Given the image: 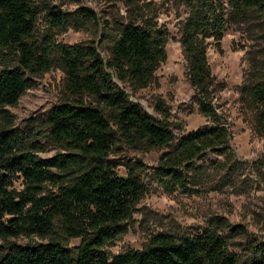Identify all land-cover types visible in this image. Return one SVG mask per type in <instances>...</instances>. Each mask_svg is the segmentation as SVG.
<instances>
[{
	"label": "trees",
	"instance_id": "1",
	"mask_svg": "<svg viewBox=\"0 0 264 264\" xmlns=\"http://www.w3.org/2000/svg\"><path fill=\"white\" fill-rule=\"evenodd\" d=\"M264 12V0H189L180 44L186 76L198 111L209 118L175 137L170 114L160 101L155 115L130 99L125 90L147 87L166 59L168 32L151 24L119 22L107 56L91 43L62 44L36 37L40 14L50 28L64 29L67 14L44 0H0V264H264V239L249 237L238 224L216 222L191 235L157 233L141 249L110 255L104 245L122 233L145 187L140 161L110 158L119 143L170 148L160 154L153 172L165 187L186 188L196 161L208 153L231 152L229 130L219 121L212 100L218 83L207 61L212 44L221 50L226 7ZM75 18L91 20L80 8ZM56 63L64 72L68 99L27 119L23 128L5 109L34 86L33 78ZM241 97L264 126V78L241 87ZM44 143L58 150L48 157L37 152ZM122 165L120 175L115 170ZM15 179L22 187H13ZM55 227L70 238L66 246ZM226 231L227 236L221 232ZM18 236H36L24 243ZM226 237H245L244 258L229 251Z\"/></svg>",
	"mask_w": 264,
	"mask_h": 264
},
{
	"label": "rangeland",
	"instance_id": "2",
	"mask_svg": "<svg viewBox=\"0 0 264 264\" xmlns=\"http://www.w3.org/2000/svg\"><path fill=\"white\" fill-rule=\"evenodd\" d=\"M39 3L40 0H35ZM67 14L64 29L50 28L43 13L40 14L36 37L48 36L57 43H91L102 56H107L110 39L105 30L114 34L119 22L145 20L168 32L165 44L166 59L154 72L152 82L145 88L130 90L131 100L138 102L147 112L155 115L154 106L162 102L169 111V120L175 137L210 123L197 109L193 89L186 76V61L180 44L181 30L188 15L189 0H44ZM80 8L88 9L93 19L75 18ZM227 22L220 41L221 50L210 44L207 61L216 82L217 91L212 103L219 121L228 128L231 152L227 156L208 153L196 161L190 184L186 188L165 187L153 172L158 157L169 149L163 146L150 149L144 144L126 146L121 143L110 158L116 162L130 160L144 164L140 171L145 190L124 220L123 232L104 245L114 255L127 249H141L157 233L174 236L191 235L216 222L242 224L249 237L264 239V126L255 120L253 109L241 97V87L253 79L264 78V12L255 10L232 11L226 7ZM0 61V68L6 65ZM34 86L26 90L14 106L5 109L14 125L23 128L25 121L46 111L53 104L68 99L64 90V72L54 63L41 75L34 77ZM43 144L37 152L48 157L58 149ZM124 175L122 165L115 169ZM13 187L20 189L21 180ZM57 237L66 246L78 239L70 238L61 229L54 228ZM227 236L226 231L221 232ZM38 240L36 236H18V243ZM227 247L239 255L245 254V237H226ZM0 240V244H1Z\"/></svg>",
	"mask_w": 264,
	"mask_h": 264
}]
</instances>
